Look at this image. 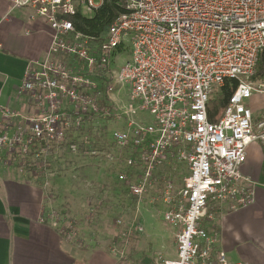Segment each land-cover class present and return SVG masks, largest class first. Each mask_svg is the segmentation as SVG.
Wrapping results in <instances>:
<instances>
[{"label":"built area","instance_id":"obj_1","mask_svg":"<svg viewBox=\"0 0 264 264\" xmlns=\"http://www.w3.org/2000/svg\"><path fill=\"white\" fill-rule=\"evenodd\" d=\"M7 1L32 7L52 33L46 55L27 64L17 87L28 112L0 105L5 164L35 170L56 150L94 155L106 123L122 122L107 129L116 152L106 153L120 192L175 230L176 256L159 264H244L228 260L206 222L212 211L254 202L240 169L247 146L264 141V117L254 123L246 105L253 91L264 95L248 81L264 50V0H111L124 11L96 37L69 17H87L82 7L91 17L107 0ZM126 51L130 59L120 64ZM230 79L238 83L210 121L211 96ZM122 88L128 108L116 99ZM143 231L141 222L127 223L126 233Z\"/></svg>","mask_w":264,"mask_h":264},{"label":"crops","instance_id":"obj_2","mask_svg":"<svg viewBox=\"0 0 264 264\" xmlns=\"http://www.w3.org/2000/svg\"><path fill=\"white\" fill-rule=\"evenodd\" d=\"M51 33L32 7L13 8L7 0H0L1 106L28 112L24 96H17V87L27 64L46 55ZM254 100L256 103L255 97ZM251 103L254 104L248 105L255 123L264 117V106L254 104L251 108ZM240 171L255 187L254 202L236 211H212L215 218L211 223L207 221L206 227L218 234L217 247L228 260L264 264V141L253 140L247 146ZM44 199L42 187L25 168L5 164L0 158V264H159L158 246L169 240L171 245L164 246L165 250L173 246L175 253L173 258H166L163 250L164 259L176 256L175 230L168 226L170 237L165 239L147 232L145 224L152 223L158 213L145 205L136 210H142L145 224L144 231L131 244L134 249L129 255L114 256L71 245L45 219Z\"/></svg>","mask_w":264,"mask_h":264},{"label":"rangeland","instance_id":"obj_3","mask_svg":"<svg viewBox=\"0 0 264 264\" xmlns=\"http://www.w3.org/2000/svg\"><path fill=\"white\" fill-rule=\"evenodd\" d=\"M93 2L100 3L99 0ZM82 13L87 17L90 15L85 7H82ZM129 59L130 53L126 51L118 61L121 64ZM250 77L248 81L253 83L254 88L256 86L264 88V81H253ZM242 78L247 81L245 77ZM218 95V90H215L211 100ZM116 97L119 105L129 107L127 103L130 101L125 88H122ZM250 100L249 103L253 102L257 107H263V92L253 91ZM248 104L247 107H250ZM254 104L251 103V108ZM258 113H261V110ZM135 117L144 122L149 120V116L145 113H138ZM121 123L115 121L106 123V134L100 136L94 155L71 154L56 150L47 154L45 164L37 169L25 167L44 191V212L51 225L78 249L104 251L114 256L129 255L134 249L131 244L141 234L126 233L127 223L137 220L145 224L142 210L136 211L125 201L124 195L120 192L122 186L115 180V165L106 156V153L116 152L107 134ZM154 215L155 219L151 220L152 223L145 224L147 232L157 233L164 239L170 237V228L160 215ZM150 245L152 246L151 243ZM170 245L169 240L158 246L159 263L164 259L165 253L166 258H173L174 247L165 250V247Z\"/></svg>","mask_w":264,"mask_h":264},{"label":"trees","instance_id":"obj_4","mask_svg":"<svg viewBox=\"0 0 264 264\" xmlns=\"http://www.w3.org/2000/svg\"><path fill=\"white\" fill-rule=\"evenodd\" d=\"M124 11L121 4L114 1H104L92 14L91 17L81 16L76 13L69 17L76 30L88 35L99 36L103 34L114 19ZM251 80L264 81V50L259 54L255 72L250 77ZM238 81L236 79L226 80L224 85L217 88L219 95L215 99H210L208 104V116L210 121H217L221 112L228 101L229 96L236 87Z\"/></svg>","mask_w":264,"mask_h":264}]
</instances>
